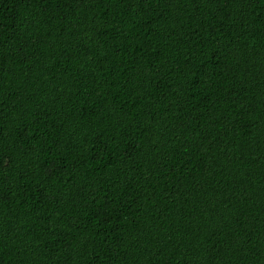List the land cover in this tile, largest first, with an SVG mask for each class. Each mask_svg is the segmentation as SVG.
Masks as SVG:
<instances>
[{
    "label": "trees",
    "instance_id": "1",
    "mask_svg": "<svg viewBox=\"0 0 264 264\" xmlns=\"http://www.w3.org/2000/svg\"><path fill=\"white\" fill-rule=\"evenodd\" d=\"M0 264H264V0H0Z\"/></svg>",
    "mask_w": 264,
    "mask_h": 264
}]
</instances>
